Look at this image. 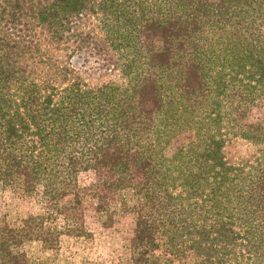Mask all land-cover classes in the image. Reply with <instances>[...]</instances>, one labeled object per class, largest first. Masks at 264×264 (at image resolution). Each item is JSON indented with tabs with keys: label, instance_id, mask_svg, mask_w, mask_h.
<instances>
[{
	"label": "trees",
	"instance_id": "obj_1",
	"mask_svg": "<svg viewBox=\"0 0 264 264\" xmlns=\"http://www.w3.org/2000/svg\"><path fill=\"white\" fill-rule=\"evenodd\" d=\"M262 88L264 0H0V183L46 209L0 264L59 248L86 172L133 216L126 264H264Z\"/></svg>",
	"mask_w": 264,
	"mask_h": 264
},
{
	"label": "rangeland",
	"instance_id": "obj_2",
	"mask_svg": "<svg viewBox=\"0 0 264 264\" xmlns=\"http://www.w3.org/2000/svg\"><path fill=\"white\" fill-rule=\"evenodd\" d=\"M244 106L249 121L264 120V88ZM94 181L93 172L79 174L78 185L84 188L80 203L75 204V199L71 195L57 203L56 206L62 211L56 215L54 224L61 229L71 230L70 234L61 236L58 249L44 250L39 241H31L21 247L32 262L35 264H126L134 228L133 216L123 210L118 203L111 204L110 214L95 210L98 201L93 189H89ZM126 200L128 205L134 202L128 192ZM45 212L46 209L42 204L20 192L4 188L0 183V234L6 225H18L22 218Z\"/></svg>",
	"mask_w": 264,
	"mask_h": 264
}]
</instances>
